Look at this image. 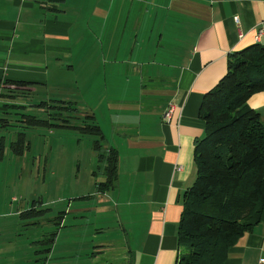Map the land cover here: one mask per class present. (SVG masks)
<instances>
[{"label": "crops", "instance_id": "1", "mask_svg": "<svg viewBox=\"0 0 264 264\" xmlns=\"http://www.w3.org/2000/svg\"><path fill=\"white\" fill-rule=\"evenodd\" d=\"M254 44L264 46V0H0V88L25 82L30 94L46 91L42 102H73L79 114L94 115L104 151L118 150L116 186L98 192L97 202L103 216L115 203L116 230L127 239L121 259L113 256L109 264H177L185 193L197 179L195 142L206 134L204 95L225 76L230 56ZM131 76L138 81L135 99H129ZM71 88L81 95L66 96ZM96 92L109 104V137L98 123ZM8 100L0 97L4 107H23ZM248 106L264 124V91ZM64 231L35 255L0 240V264H96L94 248L115 243L60 244ZM15 254L23 255L19 262ZM261 258L264 212L225 264Z\"/></svg>", "mask_w": 264, "mask_h": 264}, {"label": "trees", "instance_id": "2", "mask_svg": "<svg viewBox=\"0 0 264 264\" xmlns=\"http://www.w3.org/2000/svg\"><path fill=\"white\" fill-rule=\"evenodd\" d=\"M63 3L65 0H50ZM15 85L9 99L30 95L28 83L5 82ZM264 91V46L251 45L234 52L229 59L228 71L218 84L208 91L200 108V118L206 124V134L195 142L197 179L185 193L184 211L179 223L180 254L177 264H225L230 249L239 238L262 220L264 212V124L258 111L248 106V100ZM54 104V105H51ZM41 108H56L59 112L79 114L73 102H42ZM5 107H11L5 105ZM23 108V107H17ZM60 113H58L60 115ZM55 115V114H54ZM26 126L52 125L49 120L34 115L21 114ZM57 116V114L55 115ZM83 134L96 137L94 148L99 152L104 182L97 190L104 194L113 190L118 181L119 153L115 148L104 151L105 136L94 115H85ZM63 122L68 120L63 118ZM3 126H9L6 122ZM64 125V124H63ZM0 145V160L3 158ZM30 148L24 132L12 143L17 155ZM101 169V166H99ZM98 173L94 172V175ZM34 203L43 204L42 201ZM33 207L21 213L23 220H38L45 211ZM65 213L55 218L61 225ZM57 233L38 242L51 246ZM50 251V250H49Z\"/></svg>", "mask_w": 264, "mask_h": 264}, {"label": "rangeland", "instance_id": "3", "mask_svg": "<svg viewBox=\"0 0 264 264\" xmlns=\"http://www.w3.org/2000/svg\"><path fill=\"white\" fill-rule=\"evenodd\" d=\"M137 83V79L131 76L129 99H135L131 96H136L133 88L137 87ZM68 91L65 93L66 96L73 92V88ZM15 92L0 88V95H3L0 97ZM73 93L76 96L81 95ZM50 94L53 99H57V93ZM99 94L101 98L96 107L98 123L109 137L112 133L109 104L107 102L102 104L101 101L106 98V94L96 92V95ZM72 96L75 95L69 97ZM47 98L49 95L46 91L39 90L26 97H17L16 102L10 101L15 99L7 101L23 108H7L4 107V103H0V145L3 144L1 148L4 150L3 158L0 160V230L3 234L0 240L3 243L11 241L18 246L26 245V250L32 248V254L35 255V252L41 250L44 245L39 243L31 245L32 241H42L65 229L60 244L81 245L90 241L94 245H99L101 242L115 241L111 246L94 248L96 264H109L113 256L120 260L126 250L127 239L118 235L119 231L116 230L118 215L115 203L113 202V211L108 215L97 213V202L102 196L98 193L97 184L105 181L102 173L105 162H100L99 152L94 148L96 137L82 132L86 114L78 115L70 110L60 113L56 108L44 109L37 106ZM85 98L87 99V95ZM21 114L49 120L52 125L26 126L27 124L21 122L24 119ZM63 118L68 122L64 123ZM6 122L10 125L5 127L3 123ZM20 132L26 134L27 143L30 144V148L21 156L12 149V143L18 140ZM94 172L98 174L94 175ZM85 196L90 198H83ZM39 200L43 202L42 205L34 203ZM33 207L50 210L45 211L37 227L28 228L23 225L27 220L19 218L18 212L29 211ZM65 212L64 222L62 226H58L59 219L55 221V218ZM123 223H126V220ZM120 238L123 239L120 241ZM19 248L21 247L16 248V251ZM14 256L18 262L20 257H23L19 254Z\"/></svg>", "mask_w": 264, "mask_h": 264}, {"label": "built area", "instance_id": "4", "mask_svg": "<svg viewBox=\"0 0 264 264\" xmlns=\"http://www.w3.org/2000/svg\"><path fill=\"white\" fill-rule=\"evenodd\" d=\"M178 169H182L181 167H179ZM258 264H264V258H261L260 260H259V263Z\"/></svg>", "mask_w": 264, "mask_h": 264}]
</instances>
